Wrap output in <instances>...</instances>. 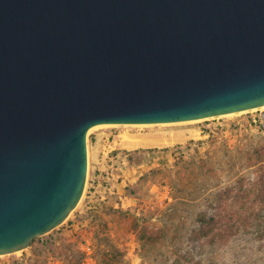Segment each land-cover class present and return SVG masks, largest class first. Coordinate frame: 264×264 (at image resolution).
<instances>
[{
	"label": "water",
	"instance_id": "obj_1",
	"mask_svg": "<svg viewBox=\"0 0 264 264\" xmlns=\"http://www.w3.org/2000/svg\"><path fill=\"white\" fill-rule=\"evenodd\" d=\"M264 106V0H0V255L61 225L88 132Z\"/></svg>",
	"mask_w": 264,
	"mask_h": 264
},
{
	"label": "rangeland",
	"instance_id": "obj_2",
	"mask_svg": "<svg viewBox=\"0 0 264 264\" xmlns=\"http://www.w3.org/2000/svg\"><path fill=\"white\" fill-rule=\"evenodd\" d=\"M195 120L91 128L88 179L77 207L28 248L0 255V264H101L102 249H110L108 241L124 251L126 264H264V237L244 242L230 235L217 248L204 245L209 253L199 255L200 245L189 239L193 216L185 215L186 208L193 207L181 202L170 207L178 197L193 193L198 177L208 172L225 174L228 168L217 160L227 154L225 149L231 148L229 157L236 159L237 148L251 151L264 141V107ZM189 131H198V136L165 148H133L124 138H164ZM229 173L235 175L234 170ZM99 198L105 203L93 218L88 210ZM132 213L153 216L142 225L151 235L145 247ZM143 251L147 252L144 257Z\"/></svg>",
	"mask_w": 264,
	"mask_h": 264
},
{
	"label": "trees",
	"instance_id": "obj_3",
	"mask_svg": "<svg viewBox=\"0 0 264 264\" xmlns=\"http://www.w3.org/2000/svg\"><path fill=\"white\" fill-rule=\"evenodd\" d=\"M262 125L264 128V124ZM226 151L227 154L217 158L218 163L224 164L229 171L234 170L235 175L230 174L228 170L221 175L208 172L197 178L193 193H188V197H178L170 204V207H178L177 203L181 202L193 207H187L185 215L193 216L194 224L189 239L194 245H200L194 247H198L197 252L201 256L209 253L203 248L204 245L217 248L219 242L227 240L230 235H236L237 240L244 242L252 237H264V141L258 142L251 151L246 147L237 148L234 154L236 159L229 157L233 151L231 148L225 149L224 153ZM104 203L105 200L100 198L92 201L88 214L96 218L100 206ZM132 216L139 240L142 247H145L151 235L147 234L146 227L142 225L153 216L143 213H132ZM108 245L110 249L100 250L102 257L99 262L126 264L125 253L118 244L108 241ZM146 253L143 251L142 256H146Z\"/></svg>",
	"mask_w": 264,
	"mask_h": 264
},
{
	"label": "bare ground",
	"instance_id": "obj_4",
	"mask_svg": "<svg viewBox=\"0 0 264 264\" xmlns=\"http://www.w3.org/2000/svg\"><path fill=\"white\" fill-rule=\"evenodd\" d=\"M264 106L260 107L263 108ZM257 108L251 109V110H255ZM249 110H244V111H240V112H235V113H243V112H248ZM235 113H228V114H224V115H220L222 116H229V115H233ZM202 119H198L195 121H199ZM191 121V120H190ZM189 121V122H190ZM193 121V120H192ZM191 121V122H192ZM187 122V121H186ZM186 122H169V123H186ZM111 125H119V126H147V125H151V123H141V124H101V125H97V126H111ZM97 126H94L92 128H95ZM198 136V131H189L188 134L186 133H180V134H176V133H172L169 137H164V138H155V137H132L130 135H125L124 138L128 141V145L133 147V148H143V149H149V148H165V147H169V146H173L177 143L180 142H184L185 140L189 139V138H194ZM19 252V251H17ZM15 252V253H17Z\"/></svg>",
	"mask_w": 264,
	"mask_h": 264
}]
</instances>
